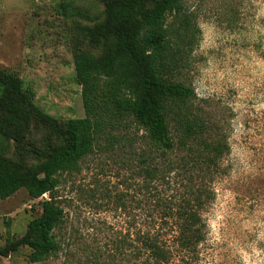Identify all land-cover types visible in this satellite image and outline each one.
<instances>
[{
  "label": "rangeland",
  "instance_id": "rangeland-1",
  "mask_svg": "<svg viewBox=\"0 0 264 264\" xmlns=\"http://www.w3.org/2000/svg\"><path fill=\"white\" fill-rule=\"evenodd\" d=\"M182 4L192 18L194 45L179 79L195 90L193 107L216 122L229 146L223 172L211 184L214 198L203 215L207 235L196 264H264V0ZM77 5L90 18L65 15L60 0H0V68L19 76L35 105L63 131L71 119L85 117L74 56L87 54L97 63L106 56L99 35L105 0ZM128 125L130 134H144L132 118ZM64 141L37 119L25 132L22 153L0 135V154L13 164L2 172L22 186L0 199V248L21 238L42 214L41 199L24 188L23 168L39 170ZM128 159L119 151H95L78 171L63 175L56 192L65 220L57 230L61 250L34 262V250L21 247L0 256V264H139L133 255L138 245L131 242L151 220L155 193L143 190L138 163Z\"/></svg>",
  "mask_w": 264,
  "mask_h": 264
},
{
  "label": "trees",
  "instance_id": "trees-1",
  "mask_svg": "<svg viewBox=\"0 0 264 264\" xmlns=\"http://www.w3.org/2000/svg\"><path fill=\"white\" fill-rule=\"evenodd\" d=\"M77 2L60 0V9L70 17L90 18ZM152 2L105 0L99 35L106 40V56L100 63L87 54L74 56L85 117L71 119L65 131L35 105L19 76L0 68V135L22 153L25 132L37 119L65 138L39 170L23 168L24 188L32 199H41L42 214L21 238L0 248L1 257L26 246L34 250V262L58 253L57 230L65 221L56 196L61 177L78 171L95 151H119L128 161L136 159L143 190L155 193L151 220L131 242L138 245L134 258L139 264H196L199 259L207 235L203 215L214 198L211 184L223 172L229 146L216 122L193 107L195 90L179 79L194 45L191 16L182 0H161L147 9ZM130 118L142 136L130 134ZM177 152L182 153L178 161L171 158ZM12 166L0 154L2 200L22 188L2 172Z\"/></svg>",
  "mask_w": 264,
  "mask_h": 264
}]
</instances>
